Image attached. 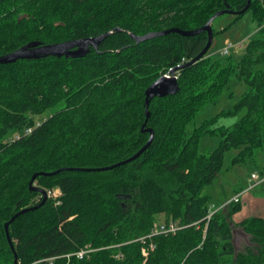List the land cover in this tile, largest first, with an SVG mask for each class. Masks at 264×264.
I'll return each instance as SVG.
<instances>
[{
    "label": "trees",
    "instance_id": "16d2710c",
    "mask_svg": "<svg viewBox=\"0 0 264 264\" xmlns=\"http://www.w3.org/2000/svg\"><path fill=\"white\" fill-rule=\"evenodd\" d=\"M247 3L0 0V56L33 42L52 45L110 33L82 57L0 64V264H264V218L241 221L238 226L251 238L236 252L232 219L240 201L214 211L209 196L202 195L233 149L239 153L232 165L255 162L264 170L263 25L240 62L207 53L179 71L178 93L151 101L145 128L155 137L139 159L108 171L38 176L36 187L46 193L59 189L61 195L10 225L13 247L5 230L21 210L42 202L43 196L30 190L35 174L109 168L137 154L150 138L142 132L147 88L195 60L208 42L206 32L170 33L140 43L133 35L197 30L216 13L239 12ZM249 11L262 21L264 0H252ZM233 80L243 81L248 91L222 115L246 113L234 125L212 130L218 118L205 120L189 134L190 123L217 104ZM57 108L35 122L34 116ZM205 134L221 137L208 155L199 153ZM160 215L181 228L149 238ZM152 242L156 248L144 258L142 248ZM87 247L94 251L82 259L75 255Z\"/></svg>",
    "mask_w": 264,
    "mask_h": 264
},
{
    "label": "rangeland",
    "instance_id": "374dc122",
    "mask_svg": "<svg viewBox=\"0 0 264 264\" xmlns=\"http://www.w3.org/2000/svg\"><path fill=\"white\" fill-rule=\"evenodd\" d=\"M260 25L264 26V19L262 21L257 20L253 15V11L245 13L238 19L232 14H224L218 17L212 24L215 35L208 55L219 57V53L224 48L225 43L230 42L235 47L230 51L229 56L232 57L234 62H240L245 54L246 45L256 36L261 27ZM247 91L248 86L243 81H231L223 90L218 103L205 108L190 123L188 133L191 134L205 120L213 118H218V120L214 126L211 125L209 127L211 130L223 125H234L246 113V109H242L236 115H222V113L232 109ZM56 110L58 108L50 109L44 114L33 118L36 123H41L53 115ZM220 140L221 137L219 135H202L199 153L208 155L219 146ZM238 153L239 150L233 149L226 154L222 170L217 175L214 183L203 190L202 195L209 196V207L214 211L240 196L241 210L233 216L232 222L235 231L234 246L236 252H242L250 244L251 237L238 225L245 218H264V183L254 187L252 182V174L262 172L261 164L249 162L241 165H232V160ZM258 162L261 163V161ZM58 195L60 196L61 194ZM51 198L55 199L56 197L51 196ZM158 222H165L164 215L158 217Z\"/></svg>",
    "mask_w": 264,
    "mask_h": 264
},
{
    "label": "water",
    "instance_id": "95a60500",
    "mask_svg": "<svg viewBox=\"0 0 264 264\" xmlns=\"http://www.w3.org/2000/svg\"><path fill=\"white\" fill-rule=\"evenodd\" d=\"M252 0H248V3L246 5V7L239 11V12H233L230 10H224V11H220L218 13H216L214 16H212L210 18V20L200 29L197 30H181L179 28H173L167 31H163V32H159V33H150L147 34L145 36H132L134 40H136L137 43L143 42L145 40H149L152 39L154 37H159V36H164L170 33H178L182 36H186V37H191V36H196L199 35L203 32H206L208 34V42L206 47L204 48V50L199 54V56L189 62L188 64H184L181 66H178L176 68L170 69L165 75L161 76L159 79H157L153 84H151L146 92H145V106H146V121L143 124L142 127V132L144 133H150V138L148 140V142L146 143V145L137 153L135 154L132 158H130L129 160L122 162L120 164H117L115 166L109 167V168H102V169H76V168H70V169H62L59 171H56L54 173H38L35 174L32 177V180L30 182V190L31 191H35V192H39L42 196H43V200L40 204H38L37 206L31 207V208H25L23 210H21L18 214H16L6 225H5V230H6V234H7V239L9 244L13 247V243H12V239L10 236V231H9V227L10 225L22 214L30 212V211H35L38 208H40L41 206H43L47 199V193L44 189L38 188L34 185L35 180L37 179L38 176L40 175H45V176H52L55 174H58L61 171L64 170H69V171H85V172H101V171H108L111 170L115 167L121 166V165H125L128 163H131L137 159H139L144 152H146L148 150V148L152 145L153 141H154V132L151 129H146V125L148 122V119L150 117V112H149V106L151 101L158 97V98H163V97H167L169 95H175L176 93H178L180 87H179V83H178V76L177 74L179 73L180 70L192 65L193 63H195L196 61L202 59L210 50L212 44H213V29H212V24L213 22L220 16L224 15V14H233V15H243L245 14L250 6H251ZM108 34H104L98 37H94V38H87V39H81V40H72V41H68V42H64V43H60V44H52V45H40L39 43L33 42L30 43L22 48H20L19 50L12 52L11 54L5 55V56H0V64H10V63H14L17 62L19 60H25V59H34V58H38V57H47V56H67V57H82L85 56L87 54V52L90 50L91 47L94 48H98V46L100 45L101 42H103L109 35ZM130 197L128 196H119V199H124V200H128ZM16 257V262H17V256Z\"/></svg>",
    "mask_w": 264,
    "mask_h": 264
},
{
    "label": "built area",
    "instance_id": "2783aa9c",
    "mask_svg": "<svg viewBox=\"0 0 264 264\" xmlns=\"http://www.w3.org/2000/svg\"><path fill=\"white\" fill-rule=\"evenodd\" d=\"M235 47V45L233 43L230 42H226L224 48L220 51V55L221 56H228L230 54V51ZM31 129H29L27 131V133H30ZM252 182H253V186L257 187L261 184L264 183V171L262 173H254L252 174ZM253 187V188H254ZM249 190V189H248ZM246 191V190H245ZM244 191V192H245ZM246 193V192H245ZM58 194H61V191L59 189H55V190H49L47 191V196L51 198V196H55L56 198L59 197ZM240 196H237L236 198H234L232 201L234 202H239ZM229 203V202H228ZM227 203V204H228ZM225 204V205H227ZM224 205V206H225ZM210 217V216H209ZM181 227L179 226L178 223L176 222H170L168 224L166 223H159L156 224L155 227L153 228L151 234L149 235V238H153L156 235H160V234H175ZM148 238V237H147ZM147 238H142L141 241L145 242V240ZM155 244L152 242L150 243L148 246H144L142 248V255L144 256V258H148L149 253L152 252L153 250H155ZM94 249H91V247H87L81 251H79L78 253H76L75 255H77L79 258H84L85 256H87L88 254H90L91 252H93ZM52 261V260H50ZM52 264V263H51Z\"/></svg>",
    "mask_w": 264,
    "mask_h": 264
}]
</instances>
